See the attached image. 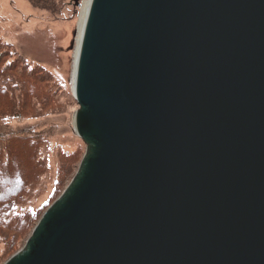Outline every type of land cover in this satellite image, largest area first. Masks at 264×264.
Instances as JSON below:
<instances>
[{"label": "water", "instance_id": "obj_1", "mask_svg": "<svg viewBox=\"0 0 264 264\" xmlns=\"http://www.w3.org/2000/svg\"><path fill=\"white\" fill-rule=\"evenodd\" d=\"M72 95L85 151L2 264H264V0H86Z\"/></svg>", "mask_w": 264, "mask_h": 264}, {"label": "rangeland", "instance_id": "obj_2", "mask_svg": "<svg viewBox=\"0 0 264 264\" xmlns=\"http://www.w3.org/2000/svg\"><path fill=\"white\" fill-rule=\"evenodd\" d=\"M82 2L78 1L79 4ZM80 9L74 0H63L57 10L35 8L28 0H0L1 38L13 45L29 68L37 65L42 69L44 83L51 96H48L45 110H38L27 117L11 115L4 118L1 126L6 131L37 134L45 141L41 148L46 161L44 172L33 195L22 205L15 206L14 211L38 210L41 216L71 180L79 164L72 168L65 184L56 191L58 168L64 162L60 155L77 150L80 161L85 151L84 143L73 128L78 104L73 98L71 83ZM32 228L18 237L7 253L0 242V264L24 245Z\"/></svg>", "mask_w": 264, "mask_h": 264}, {"label": "trees", "instance_id": "obj_3", "mask_svg": "<svg viewBox=\"0 0 264 264\" xmlns=\"http://www.w3.org/2000/svg\"><path fill=\"white\" fill-rule=\"evenodd\" d=\"M28 1L35 8L57 10L63 0ZM39 68L37 65L29 68L13 45L0 36V242L5 253L18 237L29 232L40 216L38 210L14 211L13 208L33 195L44 172L46 161L41 148L45 141L37 134L1 129L6 117H27L48 107L50 94ZM60 157L64 162L58 168L56 191L79 162L80 152H63Z\"/></svg>", "mask_w": 264, "mask_h": 264}, {"label": "bare ground", "instance_id": "obj_4", "mask_svg": "<svg viewBox=\"0 0 264 264\" xmlns=\"http://www.w3.org/2000/svg\"><path fill=\"white\" fill-rule=\"evenodd\" d=\"M85 2H86V0H83V2L81 4V9H80V12H79L77 34H76V42H78V36H79V31H80V26H81V21H82V15H83ZM76 58H77V44H76L75 51H74L73 71H72V77H71L72 88H73V82H74V71H75Z\"/></svg>", "mask_w": 264, "mask_h": 264}]
</instances>
